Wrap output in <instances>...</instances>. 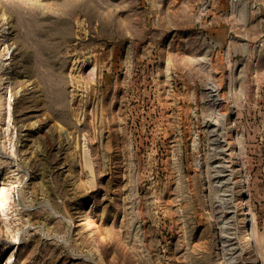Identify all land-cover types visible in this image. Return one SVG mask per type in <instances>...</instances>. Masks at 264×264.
Listing matches in <instances>:
<instances>
[{"label": "rangeland", "instance_id": "1", "mask_svg": "<svg viewBox=\"0 0 264 264\" xmlns=\"http://www.w3.org/2000/svg\"><path fill=\"white\" fill-rule=\"evenodd\" d=\"M0 264H264V0H0Z\"/></svg>", "mask_w": 264, "mask_h": 264}, {"label": "bare ground", "instance_id": "2", "mask_svg": "<svg viewBox=\"0 0 264 264\" xmlns=\"http://www.w3.org/2000/svg\"><path fill=\"white\" fill-rule=\"evenodd\" d=\"M242 196L243 195H245V193L243 192L242 194H241ZM242 199V198H241ZM90 204V203H89ZM241 204H242V215L243 216H247L248 215V212H247V210H246V206H245V203H243V201H241ZM241 207V206H240ZM239 206H238V208H240ZM245 220H247V217L245 218Z\"/></svg>", "mask_w": 264, "mask_h": 264}]
</instances>
